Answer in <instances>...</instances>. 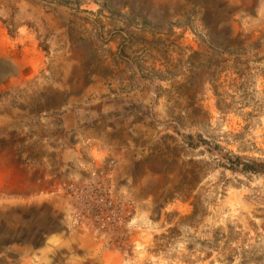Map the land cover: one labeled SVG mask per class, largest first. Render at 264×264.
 Listing matches in <instances>:
<instances>
[{"label":"rangeland","instance_id":"1","mask_svg":"<svg viewBox=\"0 0 264 264\" xmlns=\"http://www.w3.org/2000/svg\"><path fill=\"white\" fill-rule=\"evenodd\" d=\"M0 264H264V0H0Z\"/></svg>","mask_w":264,"mask_h":264}]
</instances>
